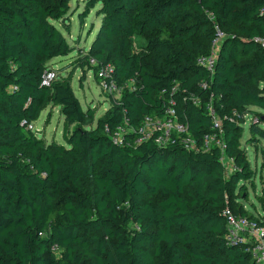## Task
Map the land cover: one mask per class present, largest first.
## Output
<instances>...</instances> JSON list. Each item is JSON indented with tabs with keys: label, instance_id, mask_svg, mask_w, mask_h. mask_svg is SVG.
Instances as JSON below:
<instances>
[{
	"label": "trees",
	"instance_id": "obj_1",
	"mask_svg": "<svg viewBox=\"0 0 264 264\" xmlns=\"http://www.w3.org/2000/svg\"><path fill=\"white\" fill-rule=\"evenodd\" d=\"M69 2L0 0V264H263L227 243L223 211L255 217L237 190L255 176L240 142L247 115L249 143L264 138V0H85L97 32L73 70L45 82L47 62L75 50L55 24ZM216 28L211 72L198 58ZM107 64L133 89L94 121L72 77L92 70L99 83ZM170 101L197 149L105 132L161 117ZM46 104L64 117L61 143L33 131ZM206 135L224 147H204Z\"/></svg>",
	"mask_w": 264,
	"mask_h": 264
},
{
	"label": "rangeland",
	"instance_id": "obj_2",
	"mask_svg": "<svg viewBox=\"0 0 264 264\" xmlns=\"http://www.w3.org/2000/svg\"><path fill=\"white\" fill-rule=\"evenodd\" d=\"M69 4L70 8L62 21L65 23V27L58 21L55 24L63 31L67 41L74 46L75 50L67 56L54 57L47 62L55 76L57 74L65 75L74 69L72 65L73 59L80 50H87L101 23V16H98L96 12L98 6L96 8H88L85 0H70ZM143 42L144 37L139 34L133 36L135 49L138 50L143 45ZM261 84L264 85V82ZM71 85L83 109L94 110V121L106 110L111 100L118 97L115 94L109 96L100 89L92 70L83 73L82 70L75 69ZM249 119L250 116L247 115L244 123V134L240 142L241 146L246 149L251 169L254 170L255 176L253 177V182H244V185L240 182L237 197L242 201L241 203L245 209L256 213L262 211L260 200L264 201V138H260L251 144L249 143ZM63 120L64 117L60 114L58 107L46 104L41 110L38 119L33 121L31 125L33 131L39 130L36 133L46 141L54 139L61 143L63 142Z\"/></svg>",
	"mask_w": 264,
	"mask_h": 264
},
{
	"label": "built area",
	"instance_id": "obj_3",
	"mask_svg": "<svg viewBox=\"0 0 264 264\" xmlns=\"http://www.w3.org/2000/svg\"><path fill=\"white\" fill-rule=\"evenodd\" d=\"M225 34L216 28L215 36L211 42V50L207 56L198 58V63L205 66L211 72L213 71L217 52L221 41ZM260 47L264 48V35L256 38ZM89 63L97 65V61L93 58ZM113 67L109 64L101 66L97 70L99 78V87L108 95H120L126 88L133 89V81H129L124 85H118L112 79ZM54 72L46 75L45 82L51 80ZM203 87L205 84L202 85ZM171 105L167 107L161 117L147 116L136 127L118 126L114 131L110 132L107 127L105 132L110 135L113 142L118 144H135L144 140L153 139V142L159 146H166L175 141L181 142L187 149H197V142L190 136L187 125L177 119L175 109ZM214 128L221 131V123L218 117H214ZM125 136L128 138L125 140ZM214 142L223 148V143L213 136H205L203 138L204 147ZM223 161H227L225 156ZM225 215V234L224 237L230 245H243L245 251L248 252L253 260L264 264V213H254L255 217H247L233 213L229 208L223 211ZM55 248V247H54Z\"/></svg>",
	"mask_w": 264,
	"mask_h": 264
},
{
	"label": "water",
	"instance_id": "obj_4",
	"mask_svg": "<svg viewBox=\"0 0 264 264\" xmlns=\"http://www.w3.org/2000/svg\"><path fill=\"white\" fill-rule=\"evenodd\" d=\"M61 21H63V19H61ZM264 118V117H263ZM36 132H39V130H36Z\"/></svg>",
	"mask_w": 264,
	"mask_h": 264
},
{
	"label": "crops",
	"instance_id": "obj_5",
	"mask_svg": "<svg viewBox=\"0 0 264 264\" xmlns=\"http://www.w3.org/2000/svg\"><path fill=\"white\" fill-rule=\"evenodd\" d=\"M48 141H50V140H48ZM57 141V140H56ZM59 141V140H58Z\"/></svg>",
	"mask_w": 264,
	"mask_h": 264
}]
</instances>
